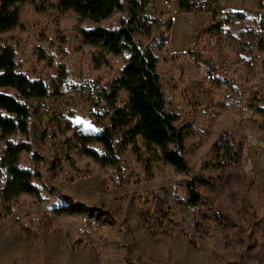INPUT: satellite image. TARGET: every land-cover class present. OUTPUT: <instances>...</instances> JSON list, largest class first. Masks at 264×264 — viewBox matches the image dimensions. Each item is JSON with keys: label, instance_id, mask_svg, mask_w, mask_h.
I'll list each match as a JSON object with an SVG mask.
<instances>
[{"label": "trees", "instance_id": "16d2710c", "mask_svg": "<svg viewBox=\"0 0 264 264\" xmlns=\"http://www.w3.org/2000/svg\"><path fill=\"white\" fill-rule=\"evenodd\" d=\"M44 0H0V34L21 30L24 25L21 11L27 5ZM56 12L75 17L82 42L92 50L93 61L98 67L107 63V58L123 57V64L116 78L100 95L105 104L101 112L104 122L96 133H82L69 121L58 122L63 140V152L54 149L52 158L44 163L28 139H12L16 130L25 132L28 107L17 100L41 98L48 94L47 85L39 79H30L18 70L16 53L11 44H0V108L19 117L18 123L0 116V216L7 217L25 200L38 204L49 197L61 198L64 202L50 209V226L55 230H66L70 239L87 237L101 254L103 264H137L129 255L121 253L118 243L103 249L102 227L105 219L115 224L109 210L93 208L72 196L60 192L51 184L56 176L72 181L99 173L107 176L114 185L129 183L123 178L120 155L131 151L140 172L148 179L159 178L172 170L180 176L179 186L159 188L152 192L155 212L147 201L141 205V218L150 231L162 236L166 223L183 226L188 243L195 246L203 236L207 219L201 212L205 200L200 187L212 186L213 179L205 173L207 169L238 166L242 156L243 141L232 123L226 121L219 126L209 140L201 147L188 145L189 138L200 131L190 124L179 125V116L169 111L168 100L161 85L158 72V58L151 47H143L135 36L149 39L161 29L157 17H141V5L137 0H46ZM205 1L208 9L216 6L217 0H177L180 13L202 11ZM126 9V17H120L115 27L106 28L101 23ZM210 6V7H209ZM259 9H264L263 0H257ZM258 14L257 26L241 12L218 14L213 12L208 33L218 42L234 44L235 57L255 75L256 63L264 54V13ZM94 24L90 29L82 23ZM239 26L237 33L223 31L228 26ZM170 27L161 31L155 43L164 47L169 40ZM198 44V43H197ZM233 48V47H231ZM197 66L215 69L211 59L195 46L183 53ZM260 70L264 73V58ZM217 90L221 92L226 108L235 109L244 103L258 118L259 125L245 123L244 127L259 133L264 128V95L247 96L237 90L231 81L215 78ZM56 91V90H55ZM57 92V91H56ZM57 94V93H56ZM44 136L47 133L43 130ZM46 138L43 137V140ZM190 146V147H189ZM190 148L196 149L198 157L191 164ZM196 164V166H195ZM237 187L236 213L230 205L216 201L209 204L217 236L224 250L216 254V264H247L248 252L256 242V233L264 232V213H258L251 204L253 186L264 196L261 183L246 177L241 170L228 176ZM25 221L17 219L16 230L36 241L41 232L49 227L40 218L27 216ZM14 264H44L18 261Z\"/></svg>", "mask_w": 264, "mask_h": 264}, {"label": "rangeland", "instance_id": "374dc122", "mask_svg": "<svg viewBox=\"0 0 264 264\" xmlns=\"http://www.w3.org/2000/svg\"><path fill=\"white\" fill-rule=\"evenodd\" d=\"M125 5L126 0H121ZM141 5V17H157L161 29L151 38L135 36L143 47H151L158 58V72L163 91L167 97L169 111L179 116V125L190 124L200 131L189 138L188 145L203 146L217 130L221 122L232 123L243 141L242 156L238 166L220 169H207L209 179H213L210 188L200 187L205 200L201 212L207 219L203 236L195 246L188 243L183 226L166 223L165 233L157 236L149 230L141 218V205L147 201L155 212L152 192L159 188L179 186L180 176L172 170L159 178L148 179L138 169L131 151L120 155L123 178L129 183L114 185L105 175L94 173L84 178L66 181L56 176L51 184L60 192L72 196L93 208L111 211L116 221L105 219L102 227L103 249L118 243L121 253L129 255L137 264H216V254L224 250L217 236V228L212 220L209 204L216 201L230 205L236 213L237 187L228 177L241 170L246 177H252L264 188V128L255 133L244 127L245 123L259 125L258 118L248 110L244 103L239 108H226L221 92L217 90L215 78L231 81L239 92L247 96L264 95V73L260 70V55L256 63L255 75H251L235 57L234 44L220 43L208 33L213 12L222 14L228 6L234 12L246 14L250 24L257 26L259 9L257 0H217L216 6L209 11L180 13L177 0H137ZM264 3V0H263ZM126 9L101 23L106 28L115 27L120 17H126ZM24 28L6 34H0V44H11L16 53L18 70L30 79H39L48 87V94L41 98L20 99L29 109L25 132L16 130L12 139L25 138L33 150L44 159L52 158L54 149L63 152V140L58 122L69 121L82 133H96L103 125L101 112L105 104L100 94L116 78L123 64V57H108L107 63L98 67L93 61L92 50L80 37L78 24L71 14L59 13L46 0L25 6L21 11ZM170 27L169 40L164 47L155 43L161 31ZM95 26L85 22L82 28ZM239 26H228L223 31L237 33ZM198 43V44H197ZM195 46L209 57L215 69L197 66L187 56H181L194 50ZM233 47V48H231ZM57 92H56V91ZM0 93L11 94L7 89ZM57 93V94H56ZM0 116L18 123L19 117L0 108ZM46 138L43 140V130ZM1 132V130H0ZM189 146V147H190ZM1 154V150H0ZM198 157L196 149L190 148L191 164ZM196 166V164H195ZM252 207L258 213H264V196L250 186ZM42 203L34 204L28 200L17 206L7 217L0 216V264H14L18 261L44 264H103L101 254L87 237L70 239L66 230H55L50 226L49 211L62 204L61 198L49 197ZM27 216L40 218L49 227L41 232L36 241L19 233L14 222L25 221ZM247 264H264V232L256 233V242L248 252Z\"/></svg>", "mask_w": 264, "mask_h": 264}, {"label": "built area", "instance_id": "2783aa9c", "mask_svg": "<svg viewBox=\"0 0 264 264\" xmlns=\"http://www.w3.org/2000/svg\"><path fill=\"white\" fill-rule=\"evenodd\" d=\"M228 1V0H227ZM165 3H168L166 0L164 1ZM200 8L202 11H209L208 9V5L206 4L205 1H202L201 4H200ZM234 12L233 9L231 7H224L222 10H221V13L222 14H230Z\"/></svg>", "mask_w": 264, "mask_h": 264}, {"label": "crops", "instance_id": "0c3cea01", "mask_svg": "<svg viewBox=\"0 0 264 264\" xmlns=\"http://www.w3.org/2000/svg\"><path fill=\"white\" fill-rule=\"evenodd\" d=\"M226 7H228V6H226Z\"/></svg>", "mask_w": 264, "mask_h": 264}]
</instances>
